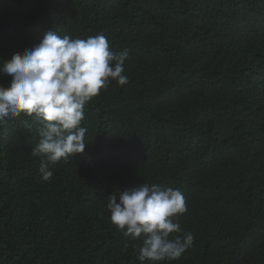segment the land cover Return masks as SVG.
<instances>
[{
	"label": "trees",
	"instance_id": "1",
	"mask_svg": "<svg viewBox=\"0 0 264 264\" xmlns=\"http://www.w3.org/2000/svg\"><path fill=\"white\" fill-rule=\"evenodd\" d=\"M49 29L127 48L128 82L85 105V150L48 181L38 123H0V264H141L107 196L144 182L183 192L194 235L158 264H264V0H0V58Z\"/></svg>",
	"mask_w": 264,
	"mask_h": 264
},
{
	"label": "clouds",
	"instance_id": "2",
	"mask_svg": "<svg viewBox=\"0 0 264 264\" xmlns=\"http://www.w3.org/2000/svg\"><path fill=\"white\" fill-rule=\"evenodd\" d=\"M129 56L127 48L113 50L103 33L72 38L49 29L33 46L0 58V75L10 77L7 86L0 84V123L21 114L38 123L39 141L31 154L42 157V180L52 178V166L84 152L85 105L110 82H128ZM25 126L31 127L28 121ZM107 209L125 237L140 241L134 251L141 264L179 259L194 242L179 223L187 206L178 188L149 182L125 186L107 196Z\"/></svg>",
	"mask_w": 264,
	"mask_h": 264
}]
</instances>
